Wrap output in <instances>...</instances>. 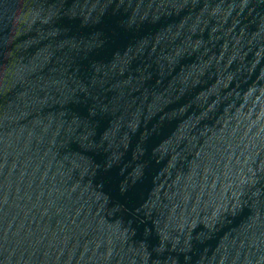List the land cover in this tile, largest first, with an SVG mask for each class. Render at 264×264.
I'll return each instance as SVG.
<instances>
[{"label": "water", "instance_id": "95a60500", "mask_svg": "<svg viewBox=\"0 0 264 264\" xmlns=\"http://www.w3.org/2000/svg\"><path fill=\"white\" fill-rule=\"evenodd\" d=\"M3 264H264V0H0Z\"/></svg>", "mask_w": 264, "mask_h": 264}]
</instances>
